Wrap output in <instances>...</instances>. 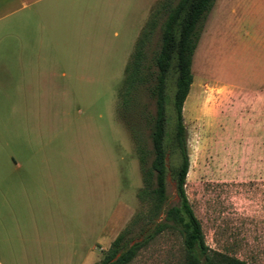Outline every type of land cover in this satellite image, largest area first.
Instances as JSON below:
<instances>
[{
  "label": "rangeland",
  "instance_id": "rangeland-1",
  "mask_svg": "<svg viewBox=\"0 0 264 264\" xmlns=\"http://www.w3.org/2000/svg\"><path fill=\"white\" fill-rule=\"evenodd\" d=\"M164 1L131 0L115 19H72L58 42L0 46V264H97L146 210L120 93ZM192 72L188 199L210 248L264 264V0H216ZM167 182V207L178 205L171 171ZM154 229L140 221L130 244ZM183 260L180 235L166 230L130 264Z\"/></svg>",
  "mask_w": 264,
  "mask_h": 264
},
{
  "label": "trees",
  "instance_id": "trees-1",
  "mask_svg": "<svg viewBox=\"0 0 264 264\" xmlns=\"http://www.w3.org/2000/svg\"><path fill=\"white\" fill-rule=\"evenodd\" d=\"M215 2L163 3L161 9L166 10V17L160 45L151 58L147 50L161 19L160 10L153 14L138 39L126 67L120 99L122 118L136 144L143 180L138 198L146 210L133 218L97 264H130L149 240L166 230L181 237L184 254L181 264H250L207 245L202 223L186 192L190 157L184 105L194 81L193 57ZM169 157L176 160L170 169ZM169 171L176 182L179 204L167 207ZM140 221L155 225L154 232L144 241L130 244V235Z\"/></svg>",
  "mask_w": 264,
  "mask_h": 264
},
{
  "label": "crops",
  "instance_id": "crops-1",
  "mask_svg": "<svg viewBox=\"0 0 264 264\" xmlns=\"http://www.w3.org/2000/svg\"><path fill=\"white\" fill-rule=\"evenodd\" d=\"M130 2L131 0H0V46L3 50H8L14 44L28 46L61 41L63 39L55 36L69 33L66 29H69L70 20L115 19L124 16L126 7L127 11L130 9ZM123 3L124 5H120ZM159 10V17L165 18L166 10L162 11L161 7L155 9L154 14ZM79 25L83 23L77 22L76 26Z\"/></svg>",
  "mask_w": 264,
  "mask_h": 264
}]
</instances>
